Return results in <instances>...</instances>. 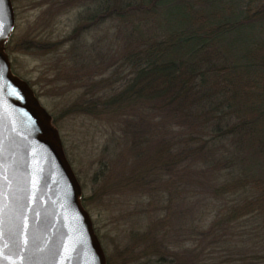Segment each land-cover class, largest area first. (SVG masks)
<instances>
[{
	"label": "trees",
	"instance_id": "obj_1",
	"mask_svg": "<svg viewBox=\"0 0 264 264\" xmlns=\"http://www.w3.org/2000/svg\"><path fill=\"white\" fill-rule=\"evenodd\" d=\"M45 1L86 4L79 30L111 19L136 33L87 83L56 64L61 86L81 89L68 114L126 126L91 178L111 201L106 225L128 219L103 230L91 220L105 263L264 264V0ZM53 30L31 40L56 58Z\"/></svg>",
	"mask_w": 264,
	"mask_h": 264
},
{
	"label": "water",
	"instance_id": "obj_2",
	"mask_svg": "<svg viewBox=\"0 0 264 264\" xmlns=\"http://www.w3.org/2000/svg\"><path fill=\"white\" fill-rule=\"evenodd\" d=\"M0 0V264H106L50 115L10 69Z\"/></svg>",
	"mask_w": 264,
	"mask_h": 264
},
{
	"label": "rangeland",
	"instance_id": "obj_3",
	"mask_svg": "<svg viewBox=\"0 0 264 264\" xmlns=\"http://www.w3.org/2000/svg\"><path fill=\"white\" fill-rule=\"evenodd\" d=\"M55 1L61 2V0ZM78 4H80L78 1L71 2L68 4V8H63L61 7L62 3L55 6L45 0H13L15 24L3 42V47L8 56L11 71L28 83L41 106L50 115L51 123L58 132L63 151L65 147L67 155L65 156L69 160L79 186L83 185L82 189L80 186V196L85 198L84 204L89 212L86 208L85 210L90 219L95 221L96 226L102 227V230L118 225L123 227L128 225L127 218H125V222L121 220L119 224L113 222L112 225H106L109 217L107 209L110 206V198L106 197L100 186H95L91 182V178L101 166L100 163L103 162L101 158L107 157L106 153L100 151L105 139L112 132L118 138L120 131L126 126L110 114L100 115L99 118L80 113L68 114L66 104L70 103L81 91L80 88L73 90L72 85L74 84L72 83H87L85 74L91 72V69H103V64H110L111 59L120 56L124 51H129L134 46L132 37L135 32H130L126 27L128 25L111 19L86 25L85 28L79 30L82 25L86 24L85 18L82 16L87 15V9L86 4H84L85 8L82 7L83 2L79 6ZM175 8L172 6V11ZM206 9L204 8L205 11ZM53 27H55L54 30ZM47 28L54 31L56 39H61L58 42L62 45L63 51L67 50L66 53L61 51L62 54L59 52L55 58L51 52L39 53V49L32 47L34 45L31 40L33 35L37 33L38 29L42 31ZM72 31L73 37L69 40ZM53 34L52 39H54ZM77 62H83L81 69L78 68L81 64L76 65ZM56 64L61 66L60 71L65 67L76 66L70 73H72V77H80L70 78L69 81L72 82L68 83L72 84L70 87L61 86L60 82L66 78L59 74V69L56 70ZM53 72L59 74L56 83L49 80V74L53 75ZM108 72L104 71L101 75L106 76ZM149 127L151 128L152 125ZM97 143L98 145H96ZM113 159L116 160L114 162L116 167L120 153ZM124 171H127V167ZM102 183L104 184V182ZM126 201H130L131 204V200L127 199ZM132 205L133 201L130 206ZM127 210H130V207ZM114 215L118 216L115 212ZM141 229L144 228L141 227ZM104 243L107 244L106 241ZM110 252V247H107V253Z\"/></svg>",
	"mask_w": 264,
	"mask_h": 264
},
{
	"label": "bare ground",
	"instance_id": "obj_4",
	"mask_svg": "<svg viewBox=\"0 0 264 264\" xmlns=\"http://www.w3.org/2000/svg\"><path fill=\"white\" fill-rule=\"evenodd\" d=\"M92 223V222H91ZM92 228H93V226H92ZM94 231V230H93ZM96 235V234H95ZM101 245V244H100Z\"/></svg>",
	"mask_w": 264,
	"mask_h": 264
},
{
	"label": "flooded vegetation",
	"instance_id": "obj_5",
	"mask_svg": "<svg viewBox=\"0 0 264 264\" xmlns=\"http://www.w3.org/2000/svg\"><path fill=\"white\" fill-rule=\"evenodd\" d=\"M14 24H15V19H14Z\"/></svg>",
	"mask_w": 264,
	"mask_h": 264
}]
</instances>
